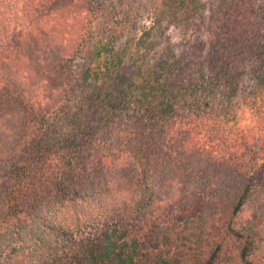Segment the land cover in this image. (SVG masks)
Segmentation results:
<instances>
[{
	"label": "trees",
	"instance_id": "trees-1",
	"mask_svg": "<svg viewBox=\"0 0 264 264\" xmlns=\"http://www.w3.org/2000/svg\"><path fill=\"white\" fill-rule=\"evenodd\" d=\"M201 1L149 9L182 18ZM89 2L0 0V264H264V57L243 91L262 126L230 133L223 38L150 64L158 18L118 48L119 23L84 21ZM228 5L245 29L263 19L264 42V0H218L209 20Z\"/></svg>",
	"mask_w": 264,
	"mask_h": 264
},
{
	"label": "rangeland",
	"instance_id": "rangeland-1",
	"mask_svg": "<svg viewBox=\"0 0 264 264\" xmlns=\"http://www.w3.org/2000/svg\"><path fill=\"white\" fill-rule=\"evenodd\" d=\"M217 2L218 0H202L200 8L194 10L191 14L184 15L182 18L176 16L169 18L165 15L161 16L159 13L158 17H154L149 9V0H91L88 4L90 6L89 11H96L97 13L89 15V18L84 19V21L91 22L93 26L97 23L104 34L116 23H119L116 28H113V35L117 38L116 46L119 48L124 44L126 38L138 37L145 32L147 30L145 26L154 27L153 23L150 22L158 18L156 33L149 30L155 36L152 39L156 38L155 45L148 51L149 59L147 62L150 64L158 62L172 63L174 61L172 59L173 55L177 57L191 53L197 46L195 45L197 43L196 38H202L206 41L205 50L209 49V38H223L222 41H218L233 53V57H230L229 61L235 65L234 86L236 91L234 95L229 97V101L225 100L223 102L224 98L219 100L223 108L225 107V110L221 113V116L224 113L225 119L222 129L230 133L242 131L255 136L262 126V123H260L261 118L251 108L243 104V91L247 90L249 84L256 81L252 70H258L259 60L264 57V44H262L264 42H261L257 31L259 22L263 19L255 18L258 21L255 23V27L245 29V20L248 21V19L244 17L237 18L243 16V13L238 11L236 6L232 7V10L236 11V15L232 18L227 17L226 14L231 6L228 5L229 7L220 16V19L210 21L212 4ZM124 12L130 13L129 21L126 23H122L121 18H118V15ZM217 25L226 27V36L219 33ZM192 43L194 44L193 48L190 47ZM248 47L249 50H247ZM244 52L248 54L245 57H243ZM122 67V74L125 75V78L122 83L118 84V88L125 86L124 84L131 76L129 69L132 71L131 64H128V66L122 65ZM197 73L199 72L195 74ZM218 98L220 99L219 96ZM211 105L213 106V104ZM216 105L220 110L219 104ZM110 111H100L98 116L99 126L95 128L98 129L97 133L102 131L101 127H103L106 117L110 115L108 113ZM188 197L190 198V196Z\"/></svg>",
	"mask_w": 264,
	"mask_h": 264
}]
</instances>
